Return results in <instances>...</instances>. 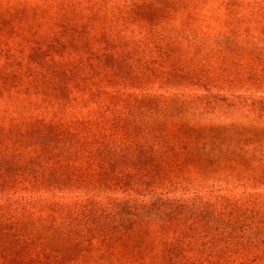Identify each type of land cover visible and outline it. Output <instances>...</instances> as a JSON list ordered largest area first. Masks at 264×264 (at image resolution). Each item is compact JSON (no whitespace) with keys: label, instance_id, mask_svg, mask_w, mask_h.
Segmentation results:
<instances>
[{"label":"trees","instance_id":"16d2710c","mask_svg":"<svg viewBox=\"0 0 264 264\" xmlns=\"http://www.w3.org/2000/svg\"><path fill=\"white\" fill-rule=\"evenodd\" d=\"M202 4L29 0V100H0V264L234 262L232 221L162 192L181 168L264 176V119L236 89L264 80V0H228L225 47ZM36 159L64 196L28 209L6 190L39 183Z\"/></svg>","mask_w":264,"mask_h":264},{"label":"rangeland","instance_id":"374dc122","mask_svg":"<svg viewBox=\"0 0 264 264\" xmlns=\"http://www.w3.org/2000/svg\"><path fill=\"white\" fill-rule=\"evenodd\" d=\"M202 9L208 38L212 43L225 47L229 25L228 0H203ZM247 16L240 12L238 17L241 32L249 27ZM19 70L20 75L14 76ZM236 89L240 99L253 104L258 120L259 117L264 119V80L257 85L242 84ZM15 99L23 100L20 101L22 104L29 100V0H0V100L10 107V102ZM259 137L263 139L262 135ZM36 163L38 166L33 169L39 173V183L34 184L29 174L24 173L15 176L13 187L6 190L13 200L28 209L49 200H61L64 196L56 190L49 192L48 175L55 173L47 168L44 160L36 159ZM185 172L186 168H181L174 177H168L166 189L162 192L180 201L190 198L193 201L200 197L201 204H212L213 211L221 219L232 221L237 227L235 233L240 239L231 240L230 244L238 251L231 254V258H235L232 264H264V176L253 174L255 178L246 179L232 176L224 180L227 173H191L180 184ZM8 175L6 168L0 166V180ZM236 205L238 209H235ZM245 245L250 247L247 252L242 250Z\"/></svg>","mask_w":264,"mask_h":264}]
</instances>
